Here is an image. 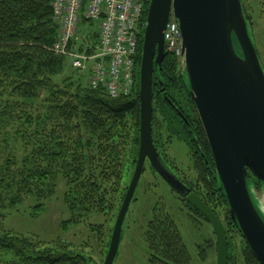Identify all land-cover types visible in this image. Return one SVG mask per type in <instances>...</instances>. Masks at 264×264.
<instances>
[{
  "label": "trees",
  "instance_id": "1",
  "mask_svg": "<svg viewBox=\"0 0 264 264\" xmlns=\"http://www.w3.org/2000/svg\"><path fill=\"white\" fill-rule=\"evenodd\" d=\"M54 1L0 0V210L34 200L39 204L32 206V217H39L63 186L62 201L72 222L92 214L115 220L128 187L125 178L132 177L138 156L139 68L150 0H142L134 86L128 95L117 98L109 97L102 88H91L76 73H65L67 58L53 51L59 31ZM91 25L95 29L89 33ZM80 26L78 44L87 41L92 53L97 25L84 19ZM179 64L166 53L161 66L153 71V83L154 75L159 74L166 89L163 96L152 88L154 146L160 153L157 139L164 133L169 142L180 141L188 147L194 179L165 164L222 222L228 264H259L228 214ZM146 167L162 181L147 161L144 171ZM247 184L263 185L250 172ZM191 211L207 222L195 209ZM112 228L107 230V251ZM143 235L151 264H190L172 216L155 210ZM211 247L215 250V238ZM75 250L68 242L45 243L0 224V261L5 264L90 263L84 253ZM199 256L205 260L202 250Z\"/></svg>",
  "mask_w": 264,
  "mask_h": 264
},
{
  "label": "water",
  "instance_id": "2",
  "mask_svg": "<svg viewBox=\"0 0 264 264\" xmlns=\"http://www.w3.org/2000/svg\"><path fill=\"white\" fill-rule=\"evenodd\" d=\"M170 16L179 24L182 74L228 214L257 262L264 264V219L247 184L250 172L264 185V73L241 0H150L139 68L138 156L103 264H113L122 225L146 161L172 191L210 223L215 236V264H228L222 222L168 168L152 139L153 71L166 55L164 31Z\"/></svg>",
  "mask_w": 264,
  "mask_h": 264
},
{
  "label": "rangeland",
  "instance_id": "3",
  "mask_svg": "<svg viewBox=\"0 0 264 264\" xmlns=\"http://www.w3.org/2000/svg\"><path fill=\"white\" fill-rule=\"evenodd\" d=\"M241 3L245 10L244 15L246 13L251 19V24L247 21L249 35L264 73V0H241ZM88 28L90 33L95 29V25ZM77 46L80 47L79 44ZM66 58L65 73H76L77 78L88 81L89 66L87 69L74 67L71 60ZM177 60L182 71V61ZM162 135V138L157 139V144L165 161L174 172L194 179L188 147L180 141L169 142L164 137L165 134ZM130 180V177L125 178L128 185ZM249 187L252 200L264 219V186L257 188L252 184ZM58 191L41 216L32 217L31 208L39 203L30 200L14 209L0 210V224L4 229L32 235L45 243L58 240L68 242L73 249L84 253V256L90 259L89 264H103L107 251V230L113 227L114 219L92 214L82 217L80 222H72V215L63 205V186H60ZM187 204L146 167L125 216L113 264H151L143 234L155 210L172 216L176 222L186 245L190 264H215L216 252L211 247L215 238L212 226L194 214L192 207L189 208ZM99 224L104 226L97 228ZM97 230H101L100 235ZM201 250L205 257L203 261L199 256ZM2 261L0 264H5Z\"/></svg>",
  "mask_w": 264,
  "mask_h": 264
},
{
  "label": "built area",
  "instance_id": "4",
  "mask_svg": "<svg viewBox=\"0 0 264 264\" xmlns=\"http://www.w3.org/2000/svg\"><path fill=\"white\" fill-rule=\"evenodd\" d=\"M52 6L59 25L53 51L68 57L74 67L89 66L91 88H102L111 98L128 95L134 86L142 0H55ZM84 19L97 25L92 53L87 41L81 50L77 46ZM164 46L165 53L182 61L180 28L172 16L164 31Z\"/></svg>",
  "mask_w": 264,
  "mask_h": 264
},
{
  "label": "flooded vegetation",
  "instance_id": "5",
  "mask_svg": "<svg viewBox=\"0 0 264 264\" xmlns=\"http://www.w3.org/2000/svg\"><path fill=\"white\" fill-rule=\"evenodd\" d=\"M158 67H160V66H158ZM154 78H156V84H155V82L152 84V88H153V90H155V92L157 93V94H161V95H163L164 96V93H165V85L163 86V84H159V78H160V75L159 74H156V76L154 75ZM158 82V83H157ZM185 145V144H184ZM159 153V152H158ZM159 155L161 156V158H162V160L165 162V157L163 156V154H161V151H160V153H159Z\"/></svg>",
  "mask_w": 264,
  "mask_h": 264
}]
</instances>
